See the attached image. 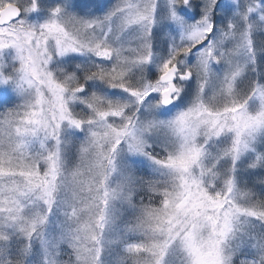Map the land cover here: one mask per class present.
I'll use <instances>...</instances> for the list:
<instances>
[{
	"label": "snow or ice",
	"instance_id": "1",
	"mask_svg": "<svg viewBox=\"0 0 264 264\" xmlns=\"http://www.w3.org/2000/svg\"><path fill=\"white\" fill-rule=\"evenodd\" d=\"M0 264H264V0H0Z\"/></svg>",
	"mask_w": 264,
	"mask_h": 264
}]
</instances>
